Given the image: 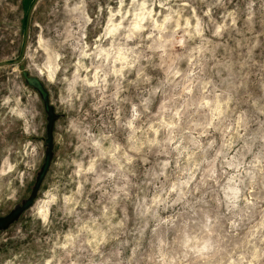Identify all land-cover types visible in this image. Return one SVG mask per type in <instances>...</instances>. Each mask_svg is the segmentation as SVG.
<instances>
[{
	"label": "rangeland",
	"instance_id": "rangeland-1",
	"mask_svg": "<svg viewBox=\"0 0 264 264\" xmlns=\"http://www.w3.org/2000/svg\"><path fill=\"white\" fill-rule=\"evenodd\" d=\"M0 0V264H264V0Z\"/></svg>",
	"mask_w": 264,
	"mask_h": 264
},
{
	"label": "water",
	"instance_id": "water-1",
	"mask_svg": "<svg viewBox=\"0 0 264 264\" xmlns=\"http://www.w3.org/2000/svg\"><path fill=\"white\" fill-rule=\"evenodd\" d=\"M38 2V0H35L33 2V4L31 5L30 9H29V12H28V16H27V22H26V29H25V41H24V45H23V49L21 51V55H20V58L17 62L21 61L24 57V53H25V48H26V45H27V38H28V32H29V24H30V20H31V15H32V12H33V9L36 5V3ZM8 62H1L0 64H6Z\"/></svg>",
	"mask_w": 264,
	"mask_h": 264
}]
</instances>
